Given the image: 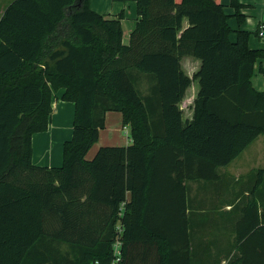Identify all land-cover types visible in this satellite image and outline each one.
Segmentation results:
<instances>
[{
	"label": "trees",
	"instance_id": "trees-1",
	"mask_svg": "<svg viewBox=\"0 0 264 264\" xmlns=\"http://www.w3.org/2000/svg\"><path fill=\"white\" fill-rule=\"evenodd\" d=\"M113 1L137 5L128 45L124 13L107 18L90 0H13L0 18V264H192L184 179H211L201 171L216 176L264 136V91L251 83L264 49L249 47L259 28H241L244 5L230 0L234 31L220 0ZM184 17L192 27L178 37ZM187 55L202 67L183 122ZM142 73L153 82L145 97ZM60 89L75 105L73 137L61 167L37 166L32 137L48 130ZM108 112L122 114L131 143L88 160ZM247 220L229 264H264V225Z\"/></svg>",
	"mask_w": 264,
	"mask_h": 264
},
{
	"label": "crops",
	"instance_id": "crops-1",
	"mask_svg": "<svg viewBox=\"0 0 264 264\" xmlns=\"http://www.w3.org/2000/svg\"><path fill=\"white\" fill-rule=\"evenodd\" d=\"M220 1L224 5V12L230 16L228 24L234 31L237 30L239 25L237 18L234 17L235 10L230 6V0ZM238 1L244 5L241 9V13L245 16L242 29L255 32L264 25V0ZM90 7L107 18H116L123 12L124 18L121 20L123 43L129 44L130 35L140 21L135 2L90 0ZM4 10L5 7L0 18ZM191 27L190 19L184 17L178 37ZM230 38L232 41L236 39L235 32L230 35ZM262 39L264 37L252 35L249 47L264 49ZM180 58V70L193 80L177 106L183 113L182 121H192L195 99L200 90L199 81L193 77L201 69L202 60L188 55ZM157 68L172 78L177 77L179 73L166 64L161 69ZM261 68L264 69V59L255 63L251 78L252 87L259 92L264 91V75L261 73ZM139 86L142 96L145 97L149 94L153 82L148 75L142 73ZM64 92V89L53 92V113L48 130L36 133L32 137V159L37 166L61 167L64 143L73 137L75 105L72 102L63 101ZM128 133L129 129L124 128L122 124V114L108 112L106 126L100 130L99 139L102 137V141L100 143L99 140L89 150L87 159H93L102 146L129 145L131 142ZM195 171L197 169H194ZM201 172L205 176H212L211 179L200 178V175L194 173V178H186L183 182L187 188L192 264H229L235 253L237 257L239 256V249L235 247L236 234L238 230L245 229L248 225L247 219L254 221L258 217L261 225H264V136L257 137L231 163L217 168L216 176H213L214 171L212 172L210 168L203 169ZM62 249L68 248L64 245Z\"/></svg>",
	"mask_w": 264,
	"mask_h": 264
},
{
	"label": "built area",
	"instance_id": "built-area-1",
	"mask_svg": "<svg viewBox=\"0 0 264 264\" xmlns=\"http://www.w3.org/2000/svg\"><path fill=\"white\" fill-rule=\"evenodd\" d=\"M259 37H264V25L259 27ZM118 232H119V236L116 239L115 243H114V249H115V254L117 256H119L120 254V246H121V237L123 235V228L121 227V224H119L117 226Z\"/></svg>",
	"mask_w": 264,
	"mask_h": 264
},
{
	"label": "rangeland",
	"instance_id": "rangeland-1",
	"mask_svg": "<svg viewBox=\"0 0 264 264\" xmlns=\"http://www.w3.org/2000/svg\"><path fill=\"white\" fill-rule=\"evenodd\" d=\"M13 0H0V15H1V12L3 11V9H4V7H6L9 3H11ZM263 41H264V39H262ZM261 40V41H262ZM262 41V42H263ZM139 89H140V86H139ZM102 136H104V135H102ZM100 140V143H101V141H102V137L99 139ZM98 140V141H99ZM99 143V144H100ZM97 144V143H96ZM95 145V144H94Z\"/></svg>",
	"mask_w": 264,
	"mask_h": 264
}]
</instances>
